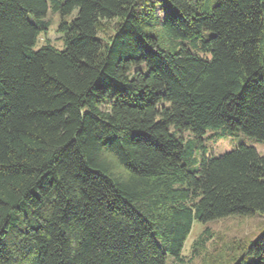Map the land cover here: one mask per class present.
I'll return each mask as SVG.
<instances>
[{"label": "trees", "instance_id": "16d2710c", "mask_svg": "<svg viewBox=\"0 0 264 264\" xmlns=\"http://www.w3.org/2000/svg\"><path fill=\"white\" fill-rule=\"evenodd\" d=\"M49 8L63 49L34 48ZM219 127L264 141V0H0V264H165L264 214L255 147L196 164Z\"/></svg>", "mask_w": 264, "mask_h": 264}, {"label": "rangeland", "instance_id": "374dc122", "mask_svg": "<svg viewBox=\"0 0 264 264\" xmlns=\"http://www.w3.org/2000/svg\"><path fill=\"white\" fill-rule=\"evenodd\" d=\"M155 3V2H154ZM77 14L75 10L68 19ZM162 15V11H159ZM62 16L49 8L43 19L47 30H41L35 49L50 43L59 49L65 47L63 33L59 32ZM31 20H35L31 17ZM114 33V22L105 23L100 32L107 40ZM185 137H190L185 133ZM194 159L196 164L203 156L219 155L234 150L240 145L253 146L260 154H264V141L246 134L238 129L234 132H223V128H207L206 132L196 141ZM264 230V214L230 215L220 219L202 222L194 220L180 257L168 255L165 264H233L241 256H245L247 247Z\"/></svg>", "mask_w": 264, "mask_h": 264}]
</instances>
